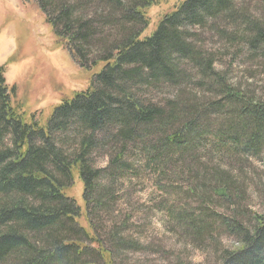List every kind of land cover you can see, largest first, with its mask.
<instances>
[{
  "label": "trees",
  "instance_id": "obj_1",
  "mask_svg": "<svg viewBox=\"0 0 264 264\" xmlns=\"http://www.w3.org/2000/svg\"><path fill=\"white\" fill-rule=\"evenodd\" d=\"M36 1L58 39L92 76L85 89L62 99L40 123L14 101L15 86L7 88L0 65V264H96L86 260L89 246L75 239L80 234L104 264H113V252L96 233L91 212L108 207L122 172L136 171L126 160L127 150L134 148L143 168L157 174L187 165L200 147H209L221 159L236 152L245 157L263 152L264 102L227 86L213 71V59H201L194 49L188 27L225 33L227 26L243 25V40L264 55V20L235 8L233 0H177L143 35L148 10L166 0ZM96 40L102 52L89 60L84 49ZM183 62L198 69L204 86V79L214 80L213 88L223 98L193 104L183 94L149 101L145 89L175 88L188 79ZM217 116L221 121L211 127L209 118ZM69 129L80 138L70 154L52 137L54 131ZM99 134L100 145L111 149L104 168L89 162ZM223 173L215 171L206 193L231 199L236 188ZM75 175L82 182L87 228L77 222V203L64 193L68 186L63 183L69 179L72 187ZM214 215L239 242V247L222 251L219 264H264V214H254L250 229L235 218ZM185 217L183 226L201 234L206 224L197 219L202 216ZM110 233L113 243H122L117 231Z\"/></svg>",
  "mask_w": 264,
  "mask_h": 264
},
{
  "label": "rangeland",
  "instance_id": "obj_2",
  "mask_svg": "<svg viewBox=\"0 0 264 264\" xmlns=\"http://www.w3.org/2000/svg\"><path fill=\"white\" fill-rule=\"evenodd\" d=\"M176 1L166 0L148 10L149 27L143 35L154 29ZM36 2L0 0V65L4 66L7 88L15 86L14 101L23 106L27 116L32 113L36 120L44 123L51 109L62 99L85 89L92 75L81 69L65 42L58 39L46 22ZM233 2L235 8L264 20L261 0ZM188 29L190 42L194 49L200 50V58L213 59V71L223 77L227 86L264 102V55L253 51L243 40V25L227 26L225 33L197 25ZM104 30L107 32L110 27ZM102 33L96 37L100 38ZM84 50L89 60L102 52L98 41L91 42ZM183 65L188 67H184L188 79H181L179 87L175 88L154 86L148 92L145 89L146 98L157 103L165 102L168 96L182 98L184 94L187 103L193 104L223 98L215 89L214 80L210 83L204 79V86L198 69L185 62ZM209 121L211 127H217L221 118L210 117ZM76 135L69 129L62 133L54 131L52 137L70 154L80 142ZM102 141L103 136L99 134L97 146L89 152V162L95 168H104L109 162L111 149L108 144L102 147ZM138 155L134 148L126 151V160L136 171L122 172L112 186L108 207L91 212L96 233L113 252V264H219L222 251L239 247V242L214 214L235 218L249 229L255 225V215L264 214V150L258 157H245L236 152L221 159L209 147L208 151L200 147L195 152L196 157L188 161H192L190 164H178L177 170L167 167L159 174L152 169L145 170ZM180 169L182 172L178 171ZM216 170L224 172L232 189L236 188L231 199L206 193L214 184L212 175ZM63 184L68 186L64 187L65 195L74 199L79 207L77 222L87 228L81 180L75 175L72 187H69V179ZM190 189L195 190L193 194ZM185 214L195 220L202 216L197 219L206 224L201 234L194 235L183 226ZM114 230L124 245L119 241L113 243L110 232ZM75 239L89 246L87 261L104 264L89 239L81 234Z\"/></svg>",
  "mask_w": 264,
  "mask_h": 264
}]
</instances>
